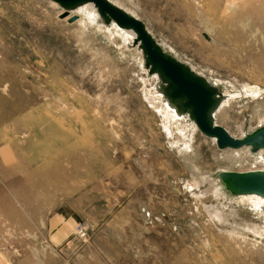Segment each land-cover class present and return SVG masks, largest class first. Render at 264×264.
Returning a JSON list of instances; mask_svg holds the SVG:
<instances>
[{
  "label": "rangeland",
  "instance_id": "374dc122",
  "mask_svg": "<svg viewBox=\"0 0 264 264\" xmlns=\"http://www.w3.org/2000/svg\"><path fill=\"white\" fill-rule=\"evenodd\" d=\"M197 7L160 20L166 51L232 94L215 121L242 137L264 125V0ZM63 11L0 0V264H264L263 203L219 176L264 169L263 150L175 123L132 38Z\"/></svg>",
  "mask_w": 264,
  "mask_h": 264
},
{
  "label": "water",
  "instance_id": "95a60500",
  "mask_svg": "<svg viewBox=\"0 0 264 264\" xmlns=\"http://www.w3.org/2000/svg\"><path fill=\"white\" fill-rule=\"evenodd\" d=\"M64 12L85 3H94L106 23L115 22L119 27L135 32V43H140L146 64L151 73H158L167 83L170 100H180L181 109L190 114L197 128L206 136L214 138L218 147L239 149L250 147L252 151L264 150V125L242 137L233 136L225 127L214 122L213 113L219 104L218 89L207 78L196 73L176 56L165 51L147 29L146 24L136 16L119 7L111 0H53ZM77 15L69 18L70 22ZM220 178L234 195L258 194L264 197V171H224Z\"/></svg>",
  "mask_w": 264,
  "mask_h": 264
},
{
  "label": "crops",
  "instance_id": "0c3cea01",
  "mask_svg": "<svg viewBox=\"0 0 264 264\" xmlns=\"http://www.w3.org/2000/svg\"><path fill=\"white\" fill-rule=\"evenodd\" d=\"M137 5L132 4L131 7L121 6L130 14L141 19L147 26L149 32L154 36L157 42L162 45L165 50L176 51L177 47L173 44L174 38L178 30H167V21L161 24L160 20L166 19H181V18H195L201 11L197 7L198 0H135ZM200 1V0H199ZM204 1V0H202ZM230 1V0H227ZM213 13L219 15L220 0H206ZM142 9L143 13L139 10ZM148 19V21H145ZM178 50V49H177ZM74 229V222L72 219L63 220L57 230L54 232L55 238L59 241H64L69 238Z\"/></svg>",
  "mask_w": 264,
  "mask_h": 264
},
{
  "label": "bare ground",
  "instance_id": "6f19581e",
  "mask_svg": "<svg viewBox=\"0 0 264 264\" xmlns=\"http://www.w3.org/2000/svg\"><path fill=\"white\" fill-rule=\"evenodd\" d=\"M64 12V11H63ZM62 12V13H63ZM67 12H69V15H68V18H70L72 15H79V14H81V15H90V16H92V17H94V18H96V17H100V18H102L101 17V15L99 14V12H98V8L96 7V5L94 4V3H85V4H82V5H80V6H78V7H75L74 9H71V10H69V11H67ZM103 19V18H102ZM111 24H113L114 25V27L115 28H117V30H119V31H121V33H123V34H125V35H129L131 38H132V41L133 42H135V38H136V34H135V32L133 31V30H131V29H126V28H122V27H119L115 22H112ZM109 26V25H108ZM134 44H136V46L138 47V48H140L141 49V51H143L142 50V48L140 47V43L138 42V43H134ZM162 46V45H161ZM139 49V50H140ZM164 49V48H163ZM138 50V51H139ZM165 50V49H164ZM166 51V50H165ZM168 52V51H167ZM143 56H144V54H143ZM145 58V57H144ZM145 63H146V60H145ZM186 64V63H185ZM146 66H147V69L148 70H150V66H148L147 64H146ZM153 75V74H152ZM155 76L159 79V83H160V85L158 86L159 87V89H158V93H160V95H161V97L164 99V98H166V102H165V107H163L162 106V111L163 112H166V113H168V114H170L171 116H172V118H173V120L175 121V123L177 122V123H181L182 121H184V120H190V123H192L193 124V127L196 129L197 128V125L195 124V122L191 119V117H190V114L188 113V112H186V111H184V110H182L181 109V107H182V103H181V101L180 100H177V101H172V100H170L169 99V97H168V95H167V85H168V83L162 78V77H160L159 76V74L158 73H155ZM214 87H216L217 89H218V94H217V97H218V99H219V104H218V106H217V108L215 109V111H214V113H213V118H214V122L216 123V121H215V115H216V113L222 108V107H224V105L227 103V101L231 98V96H232V94L230 93V92H227V91H221L217 86H215L214 85V83H212L211 81H209ZM233 92V91H232ZM257 92H259V90L257 89V88H248V89H245L244 90V93L245 94H249V93H257ZM156 95H157V92H156ZM234 95V94H233ZM236 95V94H235ZM242 96V95H241ZM157 97V96H156ZM234 97V96H233ZM162 101V100H161ZM158 102H159V100H158ZM229 102V101H228ZM161 103V102H160ZM163 103V102H162ZM160 105V104H159ZM162 105V104H161ZM159 108H160V106H159ZM159 110V109H158ZM160 112V111H159ZM167 114V115H168ZM164 115H166L165 113H164ZM163 117V116H162ZM169 116H167V118H168ZM166 118V119H167ZM170 118V117H169ZM189 118V119H188ZM169 120V119H168ZM171 122V121H170ZM183 123V122H182ZM218 124V123H217ZM167 125V124H166ZM171 127V125L169 124L168 125V127ZM185 126V125H184ZM179 128V127H178ZM170 129V128H169ZM190 129V128H189ZM172 131V130H171ZM180 133V132H179ZM236 137V136H235ZM213 140L215 141V139L213 138ZM259 150H261V149H259ZM259 150L258 151H253V152H259ZM263 153H264V150H263ZM224 171H230V170H223V171H221V172H224ZM249 171H264V169H255V170H247V171H241V172H249ZM225 185V184H224ZM242 197H251V198H256L257 200H259L260 202H262L263 203V205H264V197L263 196H261V195H258V194H245V195H241Z\"/></svg>",
  "mask_w": 264,
  "mask_h": 264
},
{
  "label": "built area",
  "instance_id": "2783aa9c",
  "mask_svg": "<svg viewBox=\"0 0 264 264\" xmlns=\"http://www.w3.org/2000/svg\"><path fill=\"white\" fill-rule=\"evenodd\" d=\"M78 233H80L81 235L85 236L86 235L85 228L83 226H79Z\"/></svg>",
  "mask_w": 264,
  "mask_h": 264
}]
</instances>
